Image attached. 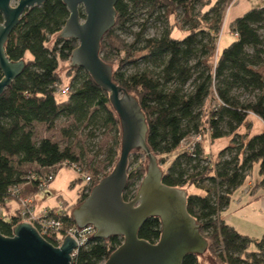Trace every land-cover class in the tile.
Returning a JSON list of instances; mask_svg holds the SVG:
<instances>
[{
    "label": "trees",
    "instance_id": "16d2710c",
    "mask_svg": "<svg viewBox=\"0 0 264 264\" xmlns=\"http://www.w3.org/2000/svg\"><path fill=\"white\" fill-rule=\"evenodd\" d=\"M233 1L118 0L114 26L100 42V58L114 68L113 82L138 101L147 125L146 144L155 157H168L203 131L212 143L229 139L214 159L199 142L179 152L162 172L161 183L202 192L186 193V211L207 241L214 264H264V236H242L220 218L254 165L261 177L255 187L264 188V131L251 135L247 122L253 115L264 125V5L230 23L234 41L221 50L219 34ZM80 17L85 18L82 9ZM68 18L62 0H47L21 16L4 45L8 61H23L25 67L0 95V209L18 195L32 197L25 189L28 194L38 190L63 163L90 171L94 187L119 159L120 122L108 94L77 67L66 76L70 93L57 92L59 64L70 62L78 46L76 40L60 37ZM151 28L156 29L153 36ZM177 31L184 35H174ZM241 94L254 100L241 101ZM61 121L66 124L60 130L68 140L65 147L46 138L36 140V126L52 131ZM243 127L246 133L240 134ZM106 132L113 133L114 141L104 145L99 135ZM25 166H35L36 172H24ZM144 175L142 168L127 173L125 202L136 197ZM14 188L18 195L11 193ZM89 195L80 194L77 204ZM71 207L65 206L59 217L62 235L77 228ZM20 221L16 211L7 219L0 217V233L11 238ZM160 236L158 218H149L137 234L151 244ZM122 242L120 236H91L72 264H103ZM182 264H200L199 255H188Z\"/></svg>",
    "mask_w": 264,
    "mask_h": 264
},
{
    "label": "water",
    "instance_id": "95a60500",
    "mask_svg": "<svg viewBox=\"0 0 264 264\" xmlns=\"http://www.w3.org/2000/svg\"><path fill=\"white\" fill-rule=\"evenodd\" d=\"M47 0H0V95L24 70L23 61L11 63L4 45L18 25L21 16ZM69 18L60 37L74 39L71 66L81 68L108 94L121 128L119 159L112 172L94 186L88 198L72 212L77 227H93L97 238L107 240L120 236L123 242L103 264H182L188 255H203L207 241L199 226L187 214L186 192L162 185V172L146 144L147 125L135 97L113 82V70L100 58V42L114 26V7L118 0H62ZM16 3L15 6L12 4ZM82 9L84 19L80 17ZM136 149L148 157L149 167L136 197L129 202L122 198L126 186L128 160ZM149 218H158L161 236L151 244L137 237ZM78 249L67 236L59 248L45 241L30 224L21 223L11 238L0 233V264H71Z\"/></svg>",
    "mask_w": 264,
    "mask_h": 264
},
{
    "label": "rangeland",
    "instance_id": "374dc122",
    "mask_svg": "<svg viewBox=\"0 0 264 264\" xmlns=\"http://www.w3.org/2000/svg\"><path fill=\"white\" fill-rule=\"evenodd\" d=\"M12 5L15 6L16 3H13ZM261 5H262L261 0H234L232 2V4L230 5V7L228 8V10L226 12L227 24L226 25L224 24L222 26L221 32L219 34L220 41L218 43V46L220 45L221 50L226 48L228 45H230L234 41L233 35H232L230 28H229L230 23H232L235 19L243 16L244 13L248 12L249 10L260 8ZM179 15L181 16L180 12H179ZM160 27H161V25L158 28H160ZM158 28H157V30H158ZM155 32H156V29H153V28L149 29L150 35L153 36ZM177 34H179L180 36L184 35V33L180 32V31H177L176 33H174V35H177ZM121 37L123 39L127 40V42H131V38H127L124 35ZM71 65H72L71 62L59 64L58 74H59V78H60V85L59 86L61 89H63V87L69 83L66 76L74 68ZM113 70H114V68H113ZM240 100L248 102V101H253L254 99L249 94H241ZM247 122L251 126V130H250L251 135H254L256 133H260V132L264 131V125L257 117H255L253 115H249ZM64 126H66L65 122L61 121V122L57 123L56 128L54 130L46 131L42 125H38V126H36V140L46 138V139L51 140L54 143L59 144L61 147H65L68 144V140L65 137H63L60 133V130ZM239 132H240V134H245L246 128L245 127L241 128L239 130ZM99 136H100L99 137L100 142H102V144H104V145L111 144V142L114 141L113 133H111V132H106V133H104V135L100 134ZM83 142H85V141H83ZM195 142L201 143L205 152L207 154L212 155L213 152L215 153V152H217V150L222 149L224 146H226L229 142V139L218 140V141L212 143L208 139V134L205 131H203V134L199 137H190V138L186 139L180 145L179 149L177 151L173 152L172 154H170L168 157H155L154 156L157 168L161 172H166L167 169L170 167L171 163L173 162V160L175 159V157L179 154V152L188 149ZM216 156L217 155H213L212 158L214 159ZM133 157H137L138 162L134 163ZM87 158L89 159L90 156L89 157L87 156ZM129 160L131 162H130V165L128 164L126 175L129 171L132 172L136 169L142 168V170H144V172H145V175H144V177H145L147 170H148V167H149V160H148L147 154L142 149H136L131 153ZM129 160H128V163H129ZM36 169L37 168L35 166H25L23 170H24V172H26L28 174H30V173L33 174L34 172H36ZM111 170L112 169H110L107 172L108 175L112 172ZM104 173L105 172H102V174H104ZM252 173H253V176H252L253 179H257V177L259 176L258 175V165H254ZM84 174L90 178H94L93 174L90 171H85ZM252 177L250 174L248 179L250 180V178H252ZM83 178L84 177H80V175L77 174V172L74 169H72V167H70L67 163H63L56 168V173L54 174V179L50 183H48L47 188H44V190H41L39 188L38 190L33 191V193L28 194V191L25 189L26 188L25 185L20 187L19 188L20 190L22 188L25 189L24 192H26L27 195L33 194L32 197L21 198L20 195H18V197H17L18 200L17 199L11 200V201L7 202L5 207L0 209V217L7 219L15 211L18 214H20L19 212H20L21 208H23L22 200L27 199V198L33 199L34 205H30V208L32 207L35 215H39L40 212L42 211V209L39 210L40 208L37 207V205H36L37 202L34 199L36 196L40 197V199H42L44 201L43 205H56L57 204L59 206L65 205L66 207H69V205H72V207L70 209V212L72 214L73 210H75L79 206L77 204V202L80 199V194L81 195L84 194L83 189L86 186V183L84 182ZM91 180H93V179H91ZM185 192L187 194H191V195H201L202 194V192L200 190H198L194 187L185 188ZM61 207L56 209V210H61ZM20 220H21L20 224L21 223L29 224L26 220H22V219H20ZM199 262H200V264H214V261H212V259L210 258V252L209 253L205 252L203 255H200L199 256Z\"/></svg>",
    "mask_w": 264,
    "mask_h": 264
},
{
    "label": "crops",
    "instance_id": "0c3cea01",
    "mask_svg": "<svg viewBox=\"0 0 264 264\" xmlns=\"http://www.w3.org/2000/svg\"><path fill=\"white\" fill-rule=\"evenodd\" d=\"M225 25L227 20L225 19ZM220 150V149H219ZM217 152L212 153L217 155ZM259 175V167H258ZM253 173H251V177ZM261 177L257 179H247L244 185L237 189L230 197L229 205L220 214V218L228 226L232 227L240 235L251 239H261L264 236V188H257ZM36 205L41 209H58L64 210L65 205H43V200L36 196ZM16 204V203H15ZM72 205H69V207Z\"/></svg>",
    "mask_w": 264,
    "mask_h": 264
},
{
    "label": "built area",
    "instance_id": "2783aa9c",
    "mask_svg": "<svg viewBox=\"0 0 264 264\" xmlns=\"http://www.w3.org/2000/svg\"><path fill=\"white\" fill-rule=\"evenodd\" d=\"M262 1V5H264V0ZM57 92L60 95L67 96L70 93L69 86L66 85L61 89L60 87H57ZM74 169L77 174L80 175V177H84L83 180L86 183V186L84 187L83 191L84 194H90L92 190V184L93 180L92 178L86 176L84 172H81L79 167L76 165H69ZM54 179L53 175L50 174L47 178L44 179V181L40 184V189L44 190V188H47L48 183H50ZM11 193L14 195L19 194V189L14 188L11 190ZM30 205H34L33 199L27 198L22 200V206L20 210L19 217L22 220H26L32 227L35 228V230L38 232V234L45 240H49L53 243V245L56 248H59L63 240L69 236L72 238L75 243L78 246V249L85 245L87 242V239L91 236H94L96 234V230L93 227H86V228H72L66 230L64 235H62V231L64 228L63 222L59 219L61 214L63 213V210H51V209H42L39 215H35L33 212L32 207L30 208ZM77 250H75L72 254L73 257L77 254ZM72 264V263H71Z\"/></svg>",
    "mask_w": 264,
    "mask_h": 264
},
{
    "label": "bare ground",
    "instance_id": "6f19581e",
    "mask_svg": "<svg viewBox=\"0 0 264 264\" xmlns=\"http://www.w3.org/2000/svg\"><path fill=\"white\" fill-rule=\"evenodd\" d=\"M44 240H45V239H44ZM45 241H47V242H48V240H45ZM48 243H49V242H48ZM49 244H51V243H49ZM51 245H52V246H54V245H53V243H52ZM54 247H55V246H54ZM55 248H56V247H55Z\"/></svg>",
    "mask_w": 264,
    "mask_h": 264
}]
</instances>
